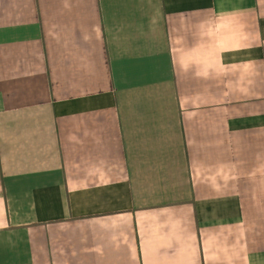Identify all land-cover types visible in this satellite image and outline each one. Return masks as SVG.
Segmentation results:
<instances>
[{"label":"crops","instance_id":"obj_1","mask_svg":"<svg viewBox=\"0 0 264 264\" xmlns=\"http://www.w3.org/2000/svg\"><path fill=\"white\" fill-rule=\"evenodd\" d=\"M0 264H264V0H0Z\"/></svg>","mask_w":264,"mask_h":264}]
</instances>
